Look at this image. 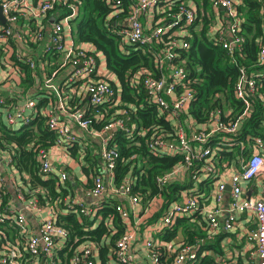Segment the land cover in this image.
Wrapping results in <instances>:
<instances>
[{
  "label": "built area",
  "instance_id": "built-area-1",
  "mask_svg": "<svg viewBox=\"0 0 264 264\" xmlns=\"http://www.w3.org/2000/svg\"><path fill=\"white\" fill-rule=\"evenodd\" d=\"M130 1L127 15L118 23L119 45L152 48L155 43L159 46L166 41L161 48L151 50L153 70L137 72L131 77L133 84L141 82L147 102L153 104L173 128L174 136L171 138L167 137L164 131L151 128L154 133L147 139L148 149L156 156L166 154L183 157L171 171L158 174L155 180L160 189L173 182L183 185L184 178L189 182V187L181 190L187 193L186 197L170 201L157 217L159 231L172 229L179 217H187L201 211L200 197L194 185L201 183L198 184L201 186L205 180L210 179L209 185L216 206L202 210L206 237L213 238L220 232H229L240 213H253L255 226L246 232L250 253L248 264H264V184L257 196L245 195L242 185V182L253 180L264 170V138H251L247 135L241 142H235L243 121L253 110L254 102L258 100L264 107V86L260 83L261 79H264V70L249 71L247 66L236 61L235 54L242 51L245 41L241 33L243 17L237 11L241 0H209L211 8L206 12L202 7L198 8L195 0ZM105 3L109 7L111 19L118 18L125 11L122 0H105ZM0 6L5 18V22L0 25V48L6 51H2L4 59L13 65V71L20 70L22 75L19 62L23 61L35 71L36 81L42 70L44 75L41 79L45 93L41 94V98H47L43 107L27 114L26 109L37 104L30 94L26 93L23 104L15 105L12 110L6 111L7 123L14 124L20 120L24 125L41 111L46 116L48 128L55 134L52 147L66 150L76 142L81 144V132L84 130L98 136L103 135L100 156L107 172L108 183L103 173L96 172L91 177V187L85 189V195L93 198H104L111 193L123 196L130 207L117 203L114 212L122 221L128 220L131 208L142 202V198L140 193L132 191V178H126L119 185L114 184V167L119 152L115 144H109L114 130L123 128L125 122L123 118L118 117L105 123L98 131L92 128L94 121L101 120L104 114H107V109L121 105V95L119 89L109 82L111 78L107 74L110 72L106 68L104 57L93 48L76 43L72 37V21L78 11L76 2L0 0ZM260 8L263 33L257 40L255 64L264 66V0H261ZM204 15L211 21L208 27L210 41L220 45L237 66L234 96L243 107L234 116L231 109H211L205 122L198 125L189 116L194 97L191 86L193 80L185 69L184 59L176 62L175 60L178 59L180 50L188 49L190 27L200 28ZM49 17L53 21L47 30L43 20ZM17 44L18 48L11 51L9 46ZM23 47L28 49V54L23 52ZM73 95L75 105L82 104L75 110V107H68ZM4 102L0 100V104ZM60 112H68L78 130L63 119L59 115ZM119 112L126 114L124 108ZM110 130L112 133H109ZM234 144L239 148L235 160L230 165L222 164L220 168L216 164V154L221 151L222 146L229 147ZM5 159L13 166L7 153ZM36 159L41 176L46 177L54 172L49 148L37 150ZM225 174L229 175L228 183L222 179ZM66 179L64 172L58 177L60 183ZM3 183L1 178L0 264H22L24 253L31 256L33 264H40L43 257V264H96L98 248L93 244L80 247L70 255L63 252L64 259L58 257L59 251L66 247L69 237L67 229L56 223L54 206L50 208V216L41 222L37 236L28 230L24 213L13 214L9 203L7 208H1V198L5 194ZM227 184L230 185V190L226 189ZM22 190V187L16 189L18 198L23 202L22 208L40 209L34 198L24 197ZM227 193L230 198L229 207L226 216L220 218L218 214L222 209L219 204ZM155 197L163 198L160 193ZM68 198L70 199L64 201L69 207L78 204L83 214H92L93 210L82 200ZM151 200L144 205L148 206ZM113 217V213L106 215L109 221ZM138 224L135 220L116 238L114 245L109 248L108 261L114 264H195V261L200 259V249H197L195 244L182 243L172 251L173 245L170 243L164 245L156 239L145 238L143 248L146 261H138L131 246L136 238ZM114 232L107 235L110 237ZM58 243H62V246L57 249ZM215 264H224V258L217 257Z\"/></svg>",
  "mask_w": 264,
  "mask_h": 264
},
{
  "label": "trees",
  "instance_id": "trees-1",
  "mask_svg": "<svg viewBox=\"0 0 264 264\" xmlns=\"http://www.w3.org/2000/svg\"><path fill=\"white\" fill-rule=\"evenodd\" d=\"M37 1V0H33ZM77 4V15L72 21V37L76 43L91 47L94 51L104 57L107 70L113 78L110 84L118 88L121 95V105L107 109V114L98 121H94L92 128L100 130L108 121L118 117L123 118L125 126L115 129L111 135L109 144H115L119 155L114 167L113 182L121 184L126 178L133 179L132 191L141 195L142 202L146 203L160 193L164 204L179 197V193L188 184L181 185L173 182L159 188L156 183V176L169 172L181 160L182 155H154L147 146V139L154 133L151 128L164 131L167 137L174 136L173 128L169 122L158 113L156 107L146 100V92L141 85L133 84L131 77L137 72L153 70L151 58L152 48H161L166 42L159 46L157 43L148 46H135L124 44L119 45L120 24H118L128 13L130 0H122L125 11L116 18H109V7L105 0H74ZM198 8L202 7L204 12L211 8L209 0H195ZM209 7V8H208ZM261 0H241L237 11L242 14L241 33L244 36L243 49L237 52L236 61L248 67L249 71L264 70V66H257L256 57L258 52L257 40L262 36V15ZM210 19L205 15L202 17L201 26L190 27V35L187 38L188 49L179 51L176 61L184 59V66L190 78L193 80L192 88L194 97L189 108V116L195 124L205 122L208 111L214 108L223 110L231 109L232 115H237L242 110V103L234 96V85L237 78V66L230 59L227 52L218 44L210 41L208 27ZM158 46V47H157ZM2 49L0 48V56ZM23 71L22 84L25 89L35 83V71L23 61L19 62ZM52 69H50V72ZM260 83L264 86V79ZM47 98L39 102L44 105ZM75 96L69 100V109H77L82 104L75 105ZM78 102V99H77ZM124 108L126 114L120 113ZM88 115V114H86ZM264 107L260 101H255L253 110L247 117L239 130L235 142H241L247 135L251 138L261 136L264 138ZM149 130V131H145ZM143 131L145 133H143ZM55 143V134L46 124V116L38 111L31 120L19 129H9L0 121V151L9 155L13 167L19 173L28 175L27 189L22 193L25 198H34L39 205H51L58 203L56 210V223L68 231L66 247L59 253L67 252L70 255L80 247L93 244L98 248V259L100 264H108V252L110 246L124 231L121 217L114 212L117 199L111 200L99 210V222L93 226V219L80 211V206L74 204L69 207L65 203L66 196L73 194L68 190V185L62 186L56 174L52 173L44 177L39 174V163L36 159L37 150L50 148ZM233 148V149H232ZM232 149V150H231ZM67 151L74 158L83 156L84 161L90 163L91 168L96 166V158L92 159L90 152L85 150L78 142L68 147ZM239 148L233 146L223 147L216 154L217 165H230L235 160ZM95 164V165H93ZM88 176H94L91 169ZM211 180H205L204 184H210ZM85 187H91V178L87 179ZM5 190L1 198V208L8 207L10 193ZM206 190H210L209 188ZM58 201V202H57ZM59 209V211H58ZM113 213L112 220H107L106 215ZM177 226L184 228L188 242L194 241V234L187 224V218L179 217L173 229L168 232L159 233L164 240H170L176 234ZM115 231V232H114ZM114 232L110 237L107 234ZM162 234V235H161ZM63 259V257H62ZM22 264H33L28 253H24Z\"/></svg>",
  "mask_w": 264,
  "mask_h": 264
},
{
  "label": "crops",
  "instance_id": "crops-1",
  "mask_svg": "<svg viewBox=\"0 0 264 264\" xmlns=\"http://www.w3.org/2000/svg\"><path fill=\"white\" fill-rule=\"evenodd\" d=\"M52 21L53 19L51 17L43 20V23L45 24L47 30L51 27ZM3 23L4 22L0 21V25ZM16 47L18 48V44L9 46L11 51ZM22 50L25 54L29 53L26 47H23ZM2 51L3 53H6L5 50L2 49ZM4 58V55L0 56V100L5 101L3 104H0V121L9 129H19L23 126L21 121L17 120L14 124H8L5 116L6 111L8 112L9 110H12V107H14L15 105L23 104L26 93H29L31 98H33L37 104L35 105V107L27 108V114L33 113L37 110V108L43 107L45 103L44 105L39 106V102L42 100L41 94L45 93V89L42 86L41 79L43 78L44 73L41 70L38 80H35V83L30 88L25 89L24 85L22 84L23 75L20 70L13 71V65L9 63V60H6ZM107 75L109 78H113L111 73H108ZM50 106L51 105H49V107ZM59 115L63 119L68 121L75 130H78V127L75 125L68 112H60ZM80 138L82 139V141H80V145L84 147L85 150L90 152V156L92 155L93 160H95L96 158V166H93L91 168V164L88 163L87 160L84 161L82 155L80 159H76L75 157L73 158L64 148L50 147L49 155L55 169L52 173L56 174L59 178L62 172L66 174L67 179L59 183L64 187L65 184L69 186L68 190L73 194L71 198L82 200L85 205L89 206L93 210L92 214H90V218L93 219L92 223L93 226H95L100 219V214H98L99 210L102 209L109 201L117 199L119 203H121L125 207L129 208L130 205L123 196H118L114 193L107 194L104 198H93L87 197L85 195V189L88 188L85 187V185L87 184V179L92 177L91 175L88 176L91 169L95 173H103L106 183H108V177L107 172L104 168V162L102 161L100 156V147L103 141V135L98 136L92 132L84 130L81 132ZM5 155L6 153L0 151V179L2 178L4 180V188L11 195L8 201L9 207L11 208L13 214L17 212L24 213L27 220L28 230L32 234L37 236L41 222L51 214V205H40L41 208L35 210H27L20 207L23 202L18 198L16 189L18 187L27 189V183H25V181L27 180L28 175L24 172L19 173L14 169L12 165H9L5 159ZM222 179H225V181L228 183L229 175L225 174L224 176H222ZM182 184H188L187 187H189V182L186 181V178L183 179ZM198 184L195 183L194 186L197 188L196 193H198L200 197L201 211H198L195 214L188 215L186 217L187 224L190 225L192 229L191 231L194 234L193 242H188L186 240V235L183 232L184 228L182 226H177L176 234L170 240H164L161 238L159 233L164 234L168 232L167 230H170L164 229L162 231H159L160 227L158 225L157 217L161 214L164 207H166L170 203L169 202L167 204H164L163 198L155 197L151 200L148 206H145L143 202H140L137 206L131 208L130 218L122 222L124 229L125 227L130 226L132 223H134L135 220L139 222L136 238L131 243L133 254L138 261L143 263L146 261L145 251L143 248L144 239L153 238L164 245L167 243L172 244V251L176 250L177 247H179L182 243L195 244L197 246V249H200L199 253L201 254L200 259L198 261H195V264H215L217 257L224 258V264H248V262L250 261V253L249 246L246 243V232L255 226L254 214L250 212L240 213L233 228L229 232H220L213 238H207L205 233L206 230L204 228L205 223L202 219L204 211L202 210L214 208L216 206V203L211 189L206 190L207 188H209V185L204 184L200 186ZM263 184L264 170L253 180L242 182L244 194L247 196H257ZM186 194V192L181 191V193L179 194V200L185 198ZM67 199L70 198L66 196L64 200ZM229 200V194L227 193L224 200L219 204L220 208L222 209V212L218 214L220 218L226 216V210L229 207ZM54 206L57 208L58 203H54ZM61 246L62 243H58L56 245L57 249ZM58 255V257L61 259L62 257L63 259L65 257V253L63 252L62 254L58 253ZM96 264H100L98 257L96 260ZM108 264L114 263L112 261H108Z\"/></svg>",
  "mask_w": 264,
  "mask_h": 264
},
{
  "label": "water",
  "instance_id": "water-1",
  "mask_svg": "<svg viewBox=\"0 0 264 264\" xmlns=\"http://www.w3.org/2000/svg\"><path fill=\"white\" fill-rule=\"evenodd\" d=\"M0 21H1V22H5V18H4V16H3V14H2L1 6H0ZM109 133H112V130H110ZM226 189H227V190H230V185H229V184H227ZM20 207H22V205H21ZM43 260H44V257L41 259L40 264H43Z\"/></svg>",
  "mask_w": 264,
  "mask_h": 264
},
{
  "label": "rangeland",
  "instance_id": "rangeland-1",
  "mask_svg": "<svg viewBox=\"0 0 264 264\" xmlns=\"http://www.w3.org/2000/svg\"><path fill=\"white\" fill-rule=\"evenodd\" d=\"M209 8V7H208ZM208 11H210V8L209 9H207ZM62 74H63V72H62Z\"/></svg>",
  "mask_w": 264,
  "mask_h": 264
}]
</instances>
